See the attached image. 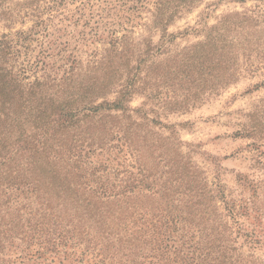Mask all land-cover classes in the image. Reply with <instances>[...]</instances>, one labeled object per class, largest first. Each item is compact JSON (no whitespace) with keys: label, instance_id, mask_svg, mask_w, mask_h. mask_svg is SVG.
<instances>
[{"label":"trees","instance_id":"obj_1","mask_svg":"<svg viewBox=\"0 0 264 264\" xmlns=\"http://www.w3.org/2000/svg\"><path fill=\"white\" fill-rule=\"evenodd\" d=\"M184 4L156 0L155 27L164 31ZM123 32L108 30L106 48L84 62L69 54L59 78L36 74L38 56L11 64L20 51L10 34L1 37L0 264L11 252L24 264L68 258L79 246V263L90 256L96 264H255L233 245L239 237L249 248L260 244L241 220L261 216L258 184H249L255 201L226 200L173 143L152 136L146 111L129 107L146 87V100H155L178 77L189 88L205 84L206 72L231 78L236 50L191 48L158 76L148 65L153 50Z\"/></svg>","mask_w":264,"mask_h":264},{"label":"rangeland","instance_id":"obj_2","mask_svg":"<svg viewBox=\"0 0 264 264\" xmlns=\"http://www.w3.org/2000/svg\"><path fill=\"white\" fill-rule=\"evenodd\" d=\"M185 1L163 31L155 27L151 16L156 0H0V40L10 34L16 43L20 52L11 62L14 66H24L29 58L33 61L38 56L36 74H57L58 78L69 54L84 62L88 55L102 52L108 30H126L139 48L149 46L153 51L148 65L154 62L158 76L178 68V60L185 59L191 48L236 50L228 65L231 78L216 71L207 76L206 72L202 78L205 84L201 80L189 88L178 77L170 90L160 87L155 100H146L150 92L146 87L144 93L132 98L129 107L146 111L154 122L149 126L152 136L173 143L183 160L210 188L222 191L226 200L237 205L251 203L249 184H258L254 201L261 216L251 212L241 220L246 230L258 233L260 244L249 248L239 237L233 247L240 248L246 260L251 256L248 260L264 264V0ZM132 6L137 9L131 10ZM32 76L21 79L22 84L32 81ZM185 99L189 101L184 103ZM217 212L222 211L217 208ZM76 250L68 258L44 256L26 258L22 263H97L90 256L91 260L83 257L79 263L81 246ZM4 256L5 263L19 264L14 252Z\"/></svg>","mask_w":264,"mask_h":264}]
</instances>
